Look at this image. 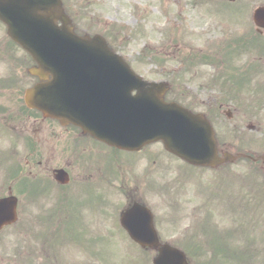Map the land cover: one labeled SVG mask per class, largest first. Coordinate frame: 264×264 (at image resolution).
<instances>
[{"label":"flooded vegetation","instance_id":"af4514ba","mask_svg":"<svg viewBox=\"0 0 264 264\" xmlns=\"http://www.w3.org/2000/svg\"><path fill=\"white\" fill-rule=\"evenodd\" d=\"M237 1H206L205 5L198 1L193 3L191 10L198 13L195 17L199 21L208 14H215L213 10L224 11L222 18L231 26L230 37L219 41L224 42L223 46L214 54L203 49L188 51L183 57V48L178 46L180 69L158 74L159 80L167 83L169 90L186 89V82L205 77L204 72L191 68L209 66L216 69L219 65L224 74L232 72L238 76V82L234 83L243 86L255 84L254 77L259 67L256 61L264 55L260 49L264 31L253 21L255 6ZM204 6L208 8L204 9ZM219 42L214 43V50ZM228 47L231 56H227ZM16 64L4 55V39H1L0 170L4 154H11L16 160L2 177L1 189L5 186L4 180L9 185L6 192L4 189L0 191V198L8 193L17 198L18 219L14 225L19 226V232L28 233L29 246H18L13 258L7 257L0 231V264H99L96 249L89 241L85 242L84 236L99 232L101 219H113L101 212L102 199H110L108 194H102V177L103 186L111 187L106 177L118 175L125 203L123 209H128V152L109 147L80 128L64 126L28 108L23 95L34 79L28 68ZM191 71H194L192 75ZM175 97L186 103L185 98L177 93ZM213 101L215 106L206 103L201 105V109L192 103L186 104L205 112V117L213 120L218 117V111L228 107L224 100ZM224 114L227 115L226 112ZM58 170L66 175L65 183L58 181ZM105 229L111 232L115 227Z\"/></svg>","mask_w":264,"mask_h":264},{"label":"rangeland","instance_id":"374dc122","mask_svg":"<svg viewBox=\"0 0 264 264\" xmlns=\"http://www.w3.org/2000/svg\"><path fill=\"white\" fill-rule=\"evenodd\" d=\"M69 12L74 19V26L76 31L79 34H88L102 35L106 41L110 43L119 54L131 61L132 66L139 72L146 76L149 80H158V74L162 71H170L177 68V71L180 69V58H178L176 48L178 46L183 48L182 56L185 57L186 54L192 51L205 50L211 54H214L219 51V48H222L224 41L229 39L231 26L228 25V22L225 21L223 12L214 11L215 14H208L203 21H199L196 15L197 12L192 11V1L193 0H66ZM198 3L205 5V0H197ZM212 2L211 0H209ZM223 2V0H217ZM237 2H242L248 4L250 7L258 6L264 4V0H238ZM214 3V1L212 2ZM204 9L208 8L206 6ZM132 33V37H128ZM6 30L0 26V40L4 39V55L9 59V55L18 56V52L15 49L10 48V43L6 39ZM219 42L216 46V49L213 48L214 43ZM211 45V46H210ZM146 47L150 50V54L145 60H141L142 49ZM160 57L164 60L162 64H157L156 60ZM256 64L260 65L256 71V76L254 77V85H252L248 91H245V95H242L238 100L231 99L230 95H226L224 88L219 84H214L215 75H222L223 79L226 77V74L223 73V68L217 66L215 68L211 67H193L191 69H196L197 72H204L205 77L197 78L190 82H186V89L180 91L173 90V93L178 94V96L185 98L186 103H192L193 106L197 109H201V105L206 103L211 106H215L214 99L224 100L227 102L228 107L230 108L232 118L229 120L222 116L221 122L222 126L218 129V136L221 140L233 141L235 133L242 140L243 146L245 149L256 151L257 153H263L264 151V109H260L258 116H255L256 110L252 107L254 102L259 100L264 104V55L260 56L259 61H256ZM5 67V65H4ZM6 68V67H5ZM190 69V70H191ZM194 71H191V75ZM203 73V74H204ZM233 80H237L238 77H232ZM259 83V86L256 84ZM207 84L209 87H207ZM240 85L239 83H236ZM185 104V103H183ZM186 105V104H185ZM228 107H223L219 112L220 113L229 109ZM264 107V106H263ZM244 118H248V121L254 125V130H248L244 122ZM235 125L236 127H233ZM237 143V142H236ZM161 150L159 145H154L151 147L152 154L160 153ZM154 156V155H153ZM152 156V157H153ZM131 159V156H128ZM151 158V156H150ZM154 158V157H153ZM150 161L140 162L136 168L131 169L128 174V185L132 186V190L129 191L136 195L138 199L145 201L152 209L154 210L155 218L157 223L161 228L160 234L164 238L170 239L173 242L181 241L185 236L186 225H189L188 219H182V222L178 227V230L175 228L176 220L173 216H176L174 207L168 209L166 203L163 201V195L161 192H165L166 189L161 186L157 181H154V178L158 176L160 183H164L167 180H171V177L168 178L165 176V172L168 169L178 172L179 170L175 167L176 164H179L176 160H173L169 157L162 155L160 159L157 160L156 164H153L151 159ZM158 165V170L160 174L154 173L155 167ZM167 167V168H166ZM236 173L242 171L241 173L247 172L249 180L254 186V181L256 179L255 188L259 185V179L252 177L253 170L250 167L245 166L240 169L238 166H233L230 168ZM220 173L205 172L202 176L195 177L194 184L200 181L202 184L203 181L210 182V180H218L220 178L221 183H224L222 190L224 192V199L228 197L229 200L237 202L240 199V195L244 191H249L251 188H247L245 183L241 182L243 185L239 187H228L226 182L228 179L238 180L232 174L221 173L220 176H217ZM201 175V174H200ZM199 175V176H200ZM191 178V176H189ZM239 181V180H238ZM253 183V184H252ZM3 184L2 173L0 174V190H5L6 186L1 189ZM155 184V185H154ZM152 186V189L149 186ZM198 191V187H197ZM115 192V191H114ZM111 190L107 191V194L110 196L111 209L108 210L109 213H112L115 208H119V205L122 202L119 193H114ZM258 191L250 189L249 193H256ZM130 195L132 196V194ZM192 194V195H191ZM117 195V197H115ZM200 199V197H198ZM182 210L180 215L187 217L185 214L190 215L192 207L198 205L196 199V192L193 191V186L184 187L182 193ZM105 204V200L102 202V208ZM226 213V212H224ZM238 216L242 217L244 224L252 223V211L241 212L238 210ZM226 215V214H224ZM227 216V215H226ZM165 218H170L172 221L165 224ZM227 221L224 220L223 223ZM108 224V221L105 222L104 226ZM176 230V231H174ZM246 232L245 236L247 240L252 239V234L256 233L253 231ZM110 239V242H114L111 246L106 245L105 255L107 258L114 260L115 264H130L133 263L136 259H145V254L143 255L139 250L131 248L130 243L128 242V237L124 234L115 233L113 235H106ZM260 240L262 237L257 236ZM103 244H106V238ZM243 239V238H242ZM264 239V238H263ZM259 247L264 248V243H259ZM111 247V249H109ZM102 249V248H101ZM185 249V248H184ZM187 250L191 256L194 258L196 255H193L194 250ZM103 252V251H102ZM195 252V251H194ZM197 255V259L203 260L209 258V255ZM150 253H147V256ZM242 259L244 257L242 256ZM215 264H236L234 260L225 261L220 257L214 259ZM256 264H264V260L258 256Z\"/></svg>","mask_w":264,"mask_h":264},{"label":"water","instance_id":"95a60500","mask_svg":"<svg viewBox=\"0 0 264 264\" xmlns=\"http://www.w3.org/2000/svg\"><path fill=\"white\" fill-rule=\"evenodd\" d=\"M0 18L6 23L8 34L37 60L39 70L34 73L52 77L48 83L36 85L26 96L28 104L44 115L86 127L79 82L82 77H95L92 90L97 89L98 105L87 99L89 106H94V121L89 129L95 136L128 149L160 140L168 151L190 163L217 162L210 125L176 104L165 103L162 85L142 81L100 36L89 39L74 35L60 0H0ZM92 68L108 73L93 74ZM99 74L108 81L100 80ZM107 91L112 98H101L100 92ZM67 108L74 114H68ZM13 205L8 199L0 201L1 221L12 219ZM121 224L142 246L158 248L154 264H186L182 252L166 244L159 245L152 215L145 207L134 205L121 216Z\"/></svg>","mask_w":264,"mask_h":264}]
</instances>
